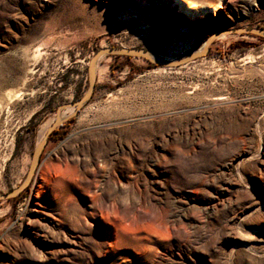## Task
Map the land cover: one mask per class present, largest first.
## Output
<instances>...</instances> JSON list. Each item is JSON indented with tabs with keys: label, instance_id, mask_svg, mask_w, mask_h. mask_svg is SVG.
Instances as JSON below:
<instances>
[{
	"label": "rangeland",
	"instance_id": "1",
	"mask_svg": "<svg viewBox=\"0 0 264 264\" xmlns=\"http://www.w3.org/2000/svg\"><path fill=\"white\" fill-rule=\"evenodd\" d=\"M180 1L198 26L171 0H0V194L23 182L40 127L86 92L96 51L178 60L229 31L178 67L97 61L92 97L35 173L58 164L85 176L112 228L33 222L32 179L0 201V264H264V38L232 32L264 29V0ZM218 3L212 27L203 12Z\"/></svg>",
	"mask_w": 264,
	"mask_h": 264
},
{
	"label": "bare ground",
	"instance_id": "2",
	"mask_svg": "<svg viewBox=\"0 0 264 264\" xmlns=\"http://www.w3.org/2000/svg\"><path fill=\"white\" fill-rule=\"evenodd\" d=\"M171 3L175 5L178 14L187 18L186 21H188V23L190 22L194 26H198L199 17L197 8L191 10L189 6L180 0H171ZM220 9L221 6L220 3H218V5L212 6L210 11L203 12V14L213 15L212 20H207L208 25L216 27L220 24ZM221 32L223 33L220 37L225 36L226 30ZM147 57L154 61L175 60L167 57H159L152 53H147ZM97 61L93 65L94 69L97 65ZM6 95L8 100L13 97L11 93H7ZM71 113H73L72 109L61 112L60 119H65ZM54 119L55 116L50 121L43 124L38 130L37 146L42 143L46 130ZM35 172L31 178L33 181L29 190L30 195H34L35 198L38 199L36 207L31 209V213L34 215L33 222L42 224L49 230L67 228L76 231L81 228L83 224H87V219H91L99 220L106 226L112 228L108 213L94 205L97 196L96 190H93L91 194L86 187L83 186L82 183L86 178L85 176L79 174L81 176L69 178L65 170L59 167L58 164H53L51 168L44 167L38 170L37 173ZM95 187L96 186H94V188ZM88 200H90L91 203L89 211H87L84 206L87 205ZM100 238L101 240L104 239V237L101 236Z\"/></svg>",
	"mask_w": 264,
	"mask_h": 264
},
{
	"label": "water",
	"instance_id": "3",
	"mask_svg": "<svg viewBox=\"0 0 264 264\" xmlns=\"http://www.w3.org/2000/svg\"><path fill=\"white\" fill-rule=\"evenodd\" d=\"M229 32V31H226ZM234 33L238 34H248V35H254L257 37L264 38V29L263 28H243V29H237L232 31ZM223 32L217 30L213 31L204 41V45L202 49L196 53H191L188 56L178 59V60H170V61H154L152 59H149L147 57V53L143 51L138 50H130V49H123V48H103L96 51L91 58L87 62V80H88V87L86 92L76 101L73 103H67L63 104L61 107H59L55 111V119L54 121L48 126L46 133L44 135L42 143L37 146L30 157V163L28 166V170L26 172L25 178L23 182L16 187L14 190L7 192L5 194H0V201H6L13 199L17 197L21 192H23L29 185L31 178L37 169V166L40 161V155L42 153V150L44 146L46 145L50 134L56 130L61 124L71 117H73L79 109L90 100V98L93 95L96 78L94 73L93 65L94 63L102 56L107 54H114V55H120V56H126V57H137L145 59L148 63L153 64L154 66H162V67H178L181 65H184L190 61H193L197 58H201L208 54L209 48L213 41L217 39ZM69 110L72 109L73 113L69 114L65 119H60V113L61 110Z\"/></svg>",
	"mask_w": 264,
	"mask_h": 264
},
{
	"label": "trees",
	"instance_id": "4",
	"mask_svg": "<svg viewBox=\"0 0 264 264\" xmlns=\"http://www.w3.org/2000/svg\"><path fill=\"white\" fill-rule=\"evenodd\" d=\"M207 38V37H206ZM115 57H123V58H126V59H129L130 57H126V56H120V55H114ZM148 64H150V63H148ZM62 126V125H61ZM56 133V130H54L51 134H50V136H49V139H50V137L51 136H53L54 134Z\"/></svg>",
	"mask_w": 264,
	"mask_h": 264
}]
</instances>
